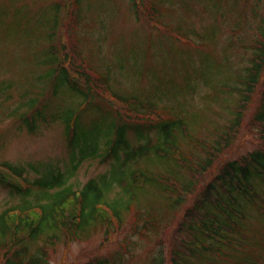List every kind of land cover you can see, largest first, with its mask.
I'll return each mask as SVG.
<instances>
[{"label":"rangeland","instance_id":"rangeland-1","mask_svg":"<svg viewBox=\"0 0 264 264\" xmlns=\"http://www.w3.org/2000/svg\"><path fill=\"white\" fill-rule=\"evenodd\" d=\"M262 32L264 0H0V163L22 167L32 178L53 167L66 171L77 165L66 184L74 189L109 172L115 163L103 159L104 147L94 157L80 147L70 148L67 127L78 123L82 131L92 130L94 135L101 130L99 144L105 145L118 112L95 97L82 117L74 118L86 97L60 83L61 76L53 73L52 63L57 67L63 57L51 51L52 45L57 52L68 47L85 76L106 81L109 93L135 98L165 117L183 119L191 135L187 140L184 136L186 143L192 142L184 145L188 151L197 140L213 147L230 126L241 98L236 88ZM260 88L244 112L232 148L205 182L223 163L260 149L263 127L251 125L261 109ZM34 92L38 98H48L51 92L53 101L47 102L46 120L39 118L37 131L30 132L20 116L30 112L25 104ZM82 131L79 141L91 143ZM126 131L135 144L137 130L128 126ZM146 132L153 134L150 129ZM257 180L264 197V179ZM196 194L175 211L168 210V196L162 191L142 194L134 211L154 212L155 232L143 238L135 235L131 213L112 240L104 241V229L83 241L63 240L51 248L50 263L156 264L163 250L165 264H170L174 231ZM22 197L26 196L0 182V213L20 204ZM27 199L34 200V193ZM254 214L247 224V239L226 250L241 264H264V213Z\"/></svg>","mask_w":264,"mask_h":264},{"label":"trees","instance_id":"trees-1","mask_svg":"<svg viewBox=\"0 0 264 264\" xmlns=\"http://www.w3.org/2000/svg\"><path fill=\"white\" fill-rule=\"evenodd\" d=\"M262 34L264 36V32ZM51 51L63 57L57 67L52 63L51 68L55 75L61 76L59 82L86 97L74 118H81L82 111L95 97L118 112L113 128L107 135L103 133L105 145L99 144L101 130L94 135L92 130L82 131L78 123L75 126L79 129L74 125L65 127L69 130L70 148L80 147L82 153L91 152L94 157L104 147L103 159L112 158L115 163L109 172L91 179L82 189L66 185L77 165L66 171L53 167L44 175L32 178L22 167L0 163V182L10 186L13 193L26 196L20 204L0 213V264H51V248L63 240L68 243L89 239L92 232L99 229H104L107 243L121 232L131 213L135 214L132 231L142 238L148 237L158 227L155 213L149 208L144 212L134 211L133 207L142 194L154 190L168 196L165 202L172 211L194 194L198 195L195 202L187 206L174 231L170 264H241L226 250L238 240L247 239V224L254 213H264V197L257 182L258 178L264 179V37L254 46L251 64L244 78L239 80L236 92L241 98L230 126L218 135L220 138L213 147L209 142L197 140L188 151L184 145L192 144L191 140L186 143L191 135L183 119L165 117L135 98L122 99L109 93L106 81L85 76L79 68L81 62L77 63L78 57L76 62L68 47L57 52L52 45ZM260 87H263L261 109L251 123L253 127H263L260 149L223 163L216 175L205 182L220 157L232 148L242 129L244 112ZM34 94L25 104L31 107L30 112L20 116L30 132L37 130L39 118L46 120L47 102L53 101L51 92L48 98ZM128 126L138 132L135 144L128 139ZM148 129L152 135L146 132ZM81 131L84 139L92 138L93 143L79 141ZM30 168L39 172L34 166ZM19 177L25 178L26 190H22ZM113 192L116 195L111 198ZM32 193L35 199H27ZM160 253L155 263L165 264L163 250Z\"/></svg>","mask_w":264,"mask_h":264}]
</instances>
